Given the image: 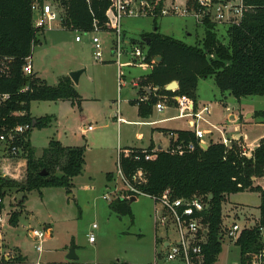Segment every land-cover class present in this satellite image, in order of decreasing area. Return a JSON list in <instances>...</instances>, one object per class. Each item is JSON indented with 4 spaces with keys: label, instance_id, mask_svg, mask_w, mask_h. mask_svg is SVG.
Wrapping results in <instances>:
<instances>
[{
    "label": "trees",
    "instance_id": "16d2710c",
    "mask_svg": "<svg viewBox=\"0 0 264 264\" xmlns=\"http://www.w3.org/2000/svg\"><path fill=\"white\" fill-rule=\"evenodd\" d=\"M45 0H0V93L9 94L10 99L0 108V131L29 125L30 130L16 139L15 144L26 154L27 174L24 183L0 179V186L17 189L25 195L46 187L64 188L68 193L74 187V179L81 176L86 165L87 147H66L58 141H51L37 158L36 149L30 137L33 129L50 127L53 117H33L31 105L34 102L71 101L80 104L81 96L70 77H65L57 86H50L36 74L25 76L23 67L32 56L37 44L32 4ZM65 11L62 26L68 32H89L96 20L102 29L111 30L116 23L113 0H54ZM159 11L164 0H155ZM193 8L195 0L187 1ZM247 10L239 26L231 27L223 43L216 26L206 24L205 37L201 44L188 45L158 31L144 35L140 44L147 52V65L152 69L140 81V91L148 94L146 102L132 105L139 107V116L146 118L164 98L168 104L174 98L197 100L200 78L214 77L222 96L230 93L237 100L249 96L264 97V0H246ZM150 39L147 45L145 39ZM162 61L155 63L154 59ZM172 82L179 84L176 91L166 87ZM151 89V91H149ZM154 89H157L154 92ZM264 117V111L256 114ZM35 126V127H34ZM178 139L167 150L131 149L129 157L123 154L120 167L126 181L141 194L159 199L166 191L173 199L189 200L201 197L208 205L199 216L208 228L207 243L204 245L205 264H216L222 252L223 204L231 194L257 191L261 195L260 216L252 229L242 232L235 243L241 255L258 252L264 244L260 228H264V188L255 185L264 178V138L249 156H245L241 145L243 140H232L230 147L221 142H212L207 150L198 145L192 131H177ZM194 143L196 149L189 152L186 146ZM183 146L184 153L175 152ZM151 153L149 161L145 152ZM139 159H136V158ZM46 170L48 175L40 173ZM144 173L143 182L137 184L134 176ZM108 174L107 180L112 181ZM138 194L130 190L124 196L110 203V208L119 215L133 218L131 200ZM20 213H14L11 224L16 227Z\"/></svg>",
    "mask_w": 264,
    "mask_h": 264
},
{
    "label": "rangeland",
    "instance_id": "374dc122",
    "mask_svg": "<svg viewBox=\"0 0 264 264\" xmlns=\"http://www.w3.org/2000/svg\"><path fill=\"white\" fill-rule=\"evenodd\" d=\"M187 1L167 0L168 4L174 3L178 7H185ZM54 29L45 36H38V42L32 51L34 71L52 86L57 85L64 76H70L72 72L85 71L80 75L77 84L82 98L80 104L71 101L32 103L34 117L54 115L57 124L52 129H33L31 141L36 147L37 158L41 157L43 149L48 146V140H52L54 134H57L65 144L86 146L85 173L76 180L71 193L64 188L46 187L27 193L23 205L17 199L22 192L13 189L11 198L14 194L16 197L13 208L20 216L18 225L7 230L6 243L11 251H17L20 255L28 257L30 262H35L39 254L36 252L35 242L28 235V229L46 225L51 230V236L43 242L46 249V253L42 255L44 259H60L67 248L76 245L81 259L95 258V261L100 263L116 261L125 264L152 263L157 256L156 252L162 250V245L156 239L167 240L169 236L171 241L175 240L174 227L166 231L156 224L154 211L155 208L160 211L161 206L146 196L138 195L137 201L130 206L133 213L131 219L129 216L116 214L110 208L111 202L104 198V195L113 194L115 187L117 191L113 201L124 196V191L127 190L118 173L119 153L129 147H145L148 144L146 138L151 134V127L132 123L135 121L136 110L130 102L138 100L141 91L134 89L131 84L119 86L116 65L112 62L95 61L89 37L85 36L83 43L77 44L74 32L61 30L57 22ZM122 30L127 43L140 42L144 35L156 31L192 46L201 44L205 37V29L198 26L194 18L181 16L125 19ZM217 32L222 42L228 43L225 39V29L220 27ZM125 61L126 59H123V62ZM124 71L127 75L131 71L135 76L144 73L143 70L136 68H126ZM126 81L130 82L129 76ZM199 83V94L208 100L211 108V114L204 116L199 127L212 130L213 136L210 137L216 139L217 129L223 128L222 126L227 123L228 113L221 104L222 94L216 86L214 77L200 78ZM226 95L231 97L229 105L234 114L237 113L236 105L243 110H249V113L253 110H264V97H244L240 102L229 93ZM118 101L121 102L123 118L127 121L120 127L116 122ZM184 120L182 122L192 124L187 119ZM88 126H92L94 131L83 133L84 127ZM260 129L255 125L247 128L250 134H256ZM230 131L232 132V127ZM166 141L161 134L154 138L157 146L159 143L166 146ZM109 173L115 175L117 184L112 185L111 189H106V185L110 184L107 180ZM25 181L26 171L15 180L19 184ZM258 183L264 185V178L261 182L256 181L255 185H259ZM260 206L261 195L257 191L229 195L223 204L225 225L230 226L236 221L242 227H247L259 218ZM93 224L98 226L96 230H93ZM90 232L95 234L97 240L93 246L88 243ZM240 260V248L234 242L225 239L216 264H234Z\"/></svg>",
    "mask_w": 264,
    "mask_h": 264
},
{
    "label": "built area",
    "instance_id": "2783aa9c",
    "mask_svg": "<svg viewBox=\"0 0 264 264\" xmlns=\"http://www.w3.org/2000/svg\"><path fill=\"white\" fill-rule=\"evenodd\" d=\"M87 1L89 2V0ZM155 3V0H113L116 23L112 26L111 30L102 29L95 20L91 31L74 32L76 43H83L85 36L90 38V45L92 46L95 61L104 63L109 58L114 61L118 67L117 76L120 87L131 84L134 88H140V82L138 81L126 82L124 69L149 67L147 65V52L145 48L140 44L134 42L127 43L124 40L122 23L125 19L148 17L157 19L167 16L192 17L195 19L197 25L204 29L208 23L215 25L216 30L220 27L225 29L226 36L227 31L231 27L241 24L247 10L246 0H195L193 8L188 7L187 3L185 7H178L174 3L168 4L167 0H164V5L159 11H157ZM31 10L34 14V28L37 31V40L38 36L55 30V22L60 24L61 30H66L62 26L65 11L54 0H45L44 3L35 1L32 4ZM103 35L104 38H102ZM123 59H126V61L123 62ZM154 62L156 63L155 59ZM23 73L28 77L36 74L33 68L32 56L27 58L26 64L23 67ZM156 91L157 89H154V92ZM9 99V94L0 93V108ZM148 99V94L143 92L140 94L137 103L146 102ZM165 100L168 101V98L165 97L164 100H160L155 105L157 111H164L166 109L167 105L164 102ZM174 100L180 106V115L177 118L190 119L192 121L195 127L194 133L198 140V145L201 149L205 150L203 140L206 133L200 129L199 125L204 120V116L211 114L210 106H205L197 111L192 100L181 99L179 97H175ZM116 120L118 124L125 122L121 117L119 102L116 111ZM91 129L92 127H89V130ZM29 130L30 126L24 125L10 132L0 131V179L15 181L20 178L23 172L26 171L27 174L25 152L23 148L15 144V141ZM217 130L221 132L220 129ZM171 136L174 141H177V135L172 133ZM231 142L232 140L227 138L221 140V143L228 147H230ZM241 147L245 156L251 154L252 150H249V147L245 143ZM186 148L189 152H192L196 149V145L191 142ZM174 151L182 155L185 148L178 146ZM122 154L125 157H129L130 152L126 150L121 151L117 161L118 173L125 186L124 188L141 195L123 176L120 167ZM150 157L151 153L146 151L145 160L149 161ZM136 159L139 158L137 157ZM143 177L144 173L140 170L134 176V180L137 184H140L143 182ZM116 191L117 188H115L114 193L110 194V196L109 194L104 195V198L112 202ZM11 195L12 193L9 188H2L0 186V264H101L84 263L79 260L68 259L60 263H51L43 260L42 255L45 251L43 242L47 237L51 236V230L46 225L40 228L28 229V235L35 242L36 252L39 254V258L35 262H30L28 257L20 255L17 251H11L6 243V232L9 228L13 227L11 219L14 213H16L15 208H13V202L16 200V197L14 194V197H12L13 200H11ZM153 200L156 205L159 204L161 206L160 211L158 208H155L154 211L157 226H161L166 231L174 227L175 240L171 241L169 236L167 240L163 239L161 252L157 254L155 260L150 264H205L204 245L207 243L209 231L203 223V218L199 215L207 209L208 205H206V201L201 197H194L189 200L173 199L169 191H166L159 199L153 198ZM254 226L242 227L236 221L232 225L227 226L223 220L221 240L223 242L225 239H228L236 243L244 230L252 229ZM92 228L96 230L98 226L93 224ZM260 231L264 244V228H260ZM88 242L90 244L96 242V236L93 232L88 234ZM111 264L125 263L116 261ZM234 264H264V247L258 252H248L241 255L240 262Z\"/></svg>",
    "mask_w": 264,
    "mask_h": 264
},
{
    "label": "crops",
    "instance_id": "0c3cea01",
    "mask_svg": "<svg viewBox=\"0 0 264 264\" xmlns=\"http://www.w3.org/2000/svg\"><path fill=\"white\" fill-rule=\"evenodd\" d=\"M63 31H66V30H63ZM66 32H68V31H66ZM45 34H43L42 36H45ZM77 44H81V43H77ZM40 45H42V42H40ZM91 48H92V46H91ZM109 62L114 63V61L111 58H109L108 61H106L104 63H109ZM127 69H130V68H127ZM136 69H139L141 71L143 70L144 73L135 76V74H133L130 71L128 73V75L126 73L125 80H126L127 76H129L130 77V82L131 81H138V82H140V81H142V79H145L146 76H148L151 73V70H152L150 67H136ZM83 72H85V71H83ZM35 73H36V76L39 79H41L43 81H46V83L48 85H50L47 82V80L45 78H43L38 72H35ZM117 73H118V67H117ZM65 77H69V76H64L63 78H61L59 80L58 84ZM199 84L200 83L198 82L197 100L194 102V105H195V108H196L197 111H199L201 108L205 107L206 105L209 106V104L207 102L208 100L205 99V98H203L199 94ZM57 85H53V86H57ZM74 85L76 87V90L78 91L77 84L74 83ZM50 86H52V85H50ZM134 89H137V90L139 89L140 90V88H134ZM78 93H79V91H78ZM226 94L224 96L221 95V100L220 101H221V104L224 105L225 108H226V110H224V111H226L228 113L227 123L224 126H222L223 128H219L221 130V132L220 131H217L218 136H217L216 139L210 137V136H213L212 130L207 129V128H203L201 126L200 129L203 130L206 133V136H205V138L203 140L204 143L207 144L208 146H210V144L212 142H214V143L221 142V140L223 138H227V139H230V140H236V141L242 139L243 142L249 148L255 149L257 147L259 141L264 138V117H257L256 114L259 113V112H262L264 110H259V111L258 110H253V111H251L249 113V110H243V109H241V107H239V106L236 105V111H237V113L234 114L233 109H231V107L229 105V100H230L231 97H227ZM79 95H80V93H79ZM134 101H137V100L131 101L130 104L132 105V102H134ZM239 101L241 102L242 100H239ZM59 102H61V101H59ZM118 102H119L121 117L123 118V113H122V110H121V102L120 101H118ZM164 102L167 105V107H166V109L164 111H157L155 109V107H154L153 108V111H152V114L150 116L146 117V118H141L139 116V114H138L139 113V107L132 105L135 108V110H136L135 111L136 117L134 119L135 121H132V123H135L136 125H139V126L151 127V130L152 131H151L150 136L146 138L148 140L147 146H145V147H129V148H131V149H148V148H154V150H159V151L160 150H167V149H169V147L171 146V144H172V142L174 140L172 138V136H171L172 133L175 134V132H177V131H192V132L195 131V127L192 126L193 124H191V125L189 124L188 125L186 122H182L184 119L181 120V118H177L180 115V106L177 105L176 102L173 103V104H168V102L166 100ZM54 103H56V102H54ZM216 106L218 107L219 105L216 104ZM117 107H118V103H117ZM220 107H221V105H220ZM31 114L34 117V114L32 112V108H31ZM248 115H251V116L248 117ZM52 117L54 119H53L50 127L46 128V129H43V130L52 129V128H54V126H56V124H57L56 118H55L54 115H52ZM39 118H41V117H39ZM123 119L125 120L124 123H126L127 122L126 119L125 118H123ZM187 120L192 123V121L190 119H187ZM116 122H117V120H116ZM124 123H122V124H124ZM180 123H183V125L180 124ZM122 124H118L119 125L118 127H120ZM252 125H255V127L259 126L261 128L258 133H256V134H250V132L247 130V128L249 129V127H251ZM89 127H92V126H88L87 128L84 127L83 133H87V132L94 131L93 127H92L91 130H89ZM231 127H232V132L230 131V128ZM158 134H161L162 136H164L166 138V140H167L165 142L166 143V146H161L160 143H159V146H157L155 144L154 138ZM54 135H55V136H53L54 139L52 138V140H48V142H47L48 145H49V143L51 141L55 140V141L60 142L63 146H66V147H79V146H72V145H78V144H74V143L65 144V142L63 140H61V138H59L57 136V134H54ZM175 135H177V134H175ZM31 137H32V135H31ZM31 137H30V141L32 140ZM31 144H32V141H31ZM32 146L34 148H36L33 144H32ZM85 168H86V165L84 167L83 174L81 176H79V177H77V178L74 179V187H75L76 180L79 179L80 177H82L84 175ZM109 174H112L113 175V178H112V181L108 182L110 184L109 185H106V189H111V186L112 185H114V184L116 185L117 184V178L115 177V175L113 173H109ZM256 181L261 182V181H263V179H257ZM258 184L264 188V185H262L261 183H258ZM87 188H89V187H87ZM141 196H145V195H142L141 194ZM71 197H73V196H71ZM146 197H148V196H146ZM135 198H136V200L133 201L132 203H134V202L137 201V197H135ZM148 198H150V197H148ZM150 199L154 202V200L152 198H150ZM132 203L130 204V206L132 205ZM258 219L259 218H257L254 223L252 222V223L248 224L249 226L248 225L247 226L248 227L253 226V224L257 223ZM155 230H156V228H155ZM155 233H156V231H155ZM156 240H157V242L159 241L160 244L163 242V239L162 238L160 240H158V239H156ZM96 242H97V240H96ZM96 242L94 244H91V246L95 245ZM71 248H74L75 249L76 255L79 257V261L84 262V263H100V262H96L95 261L96 260L95 258H93V259H91V258L81 259V256L77 252L76 245H75V247L74 246H71L70 248H67V250L64 253L63 257L62 258L60 257V259L53 260V259H49V258L48 259H44L43 258V260L48 261V262H51V263H55V262H57V263L65 262L67 260V255H68L69 249H71ZM44 253H46V249H45ZM47 253H49V251H47ZM157 254H158V252H156V255ZM110 263H112V262H109V263L108 262L107 263H101V264H110Z\"/></svg>",
    "mask_w": 264,
    "mask_h": 264
},
{
    "label": "water",
    "instance_id": "95a60500",
    "mask_svg": "<svg viewBox=\"0 0 264 264\" xmlns=\"http://www.w3.org/2000/svg\"><path fill=\"white\" fill-rule=\"evenodd\" d=\"M145 41H146V43H147V45H149L150 44V39L149 38H146L145 39ZM155 61H156V63H159V62H161L162 61V58L161 57H157V58H155ZM83 73V71H76V72H72L71 74H70V78H71V80L75 83V84H78V82H79V77H80V75ZM179 89V84L177 83V82H172L171 84H169L167 87H166V90H168V91H176V90H178ZM251 115H248V117H250ZM35 127V126H34ZM209 148V146L207 145V144H205L204 145V149L205 150H207ZM40 175L41 176H43V177H46L47 175H48V172L46 171V170H43L41 173H40ZM24 193H20L19 195H18V201L21 203V202H23L24 201ZM136 200V198H133L132 200H131V203L133 202V201H135ZM130 203V204H131ZM67 259L68 260H79V257L76 255V251H75V249L74 248H71V249H69V252H68V255H67Z\"/></svg>",
    "mask_w": 264,
    "mask_h": 264
}]
</instances>
